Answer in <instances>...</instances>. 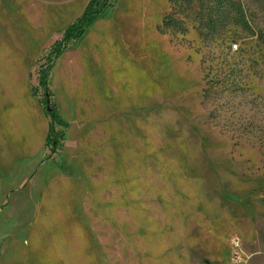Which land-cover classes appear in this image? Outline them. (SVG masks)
I'll return each instance as SVG.
<instances>
[{"label":"rangeland","instance_id":"1","mask_svg":"<svg viewBox=\"0 0 264 264\" xmlns=\"http://www.w3.org/2000/svg\"><path fill=\"white\" fill-rule=\"evenodd\" d=\"M88 2L0 0V264H264V0H115L47 68Z\"/></svg>","mask_w":264,"mask_h":264},{"label":"trees","instance_id":"2","mask_svg":"<svg viewBox=\"0 0 264 264\" xmlns=\"http://www.w3.org/2000/svg\"><path fill=\"white\" fill-rule=\"evenodd\" d=\"M114 3L115 0H89L81 16L76 19L72 25L65 29L61 40L54 43L51 50L53 59L51 61L49 60L50 64L47 68H50L53 61L56 60L72 42L82 39L89 27L98 19L103 17L104 14L113 7ZM47 68L46 70H48ZM47 77V72H45V75L43 76L40 75V86L45 91L41 104L44 106V114L49 118L45 147H49L50 152L54 153L64 137V133L62 131H57L56 127L65 129L67 128V124L60 120L55 105L49 102L51 93L47 87ZM36 93L37 90L34 89L33 94Z\"/></svg>","mask_w":264,"mask_h":264}]
</instances>
